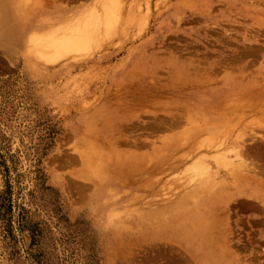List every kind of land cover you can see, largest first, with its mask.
<instances>
[{"label": "rangeland", "instance_id": "374dc122", "mask_svg": "<svg viewBox=\"0 0 264 264\" xmlns=\"http://www.w3.org/2000/svg\"><path fill=\"white\" fill-rule=\"evenodd\" d=\"M4 1L0 39L13 9L30 25L0 46V264H264L261 185L216 206L215 258L180 248L165 209L204 155L228 150L212 166L232 184L229 151L264 148V0Z\"/></svg>", "mask_w": 264, "mask_h": 264}, {"label": "bare ground", "instance_id": "6f19581e", "mask_svg": "<svg viewBox=\"0 0 264 264\" xmlns=\"http://www.w3.org/2000/svg\"><path fill=\"white\" fill-rule=\"evenodd\" d=\"M0 1H1V3L6 2L4 0H0ZM35 2H36V0H35ZM13 11H14V9L12 11H10L8 17L5 20L6 22L4 25L6 26V23H8V26L4 27V31L2 32V37H1L2 39H0V46L2 48H4L6 53L10 52V48L5 45V42H7V41L12 42L14 40V37H13L14 35H18L20 33H22V34L25 33V31H26L25 29H27L30 25L29 21L16 20L15 19L16 15L18 16V18H19V16L22 17V15L19 13L20 11H17L16 14H14ZM118 18H119V15H117L116 17H112V14H110L109 18H107V20H105V21L103 20L102 23H105V25L107 26V28H109V30L111 32H116L119 30V25H120ZM100 20H102V19H100ZM86 25L87 24L84 23L80 26L81 28L79 30L81 31L80 32L81 36L88 33V31H87L88 28ZM68 28H70V27H67L66 29H68ZM72 28H75V26L74 27L72 26ZM92 28H95V26H93ZM62 30H64V29H62ZM77 30L78 29L76 28L75 31H77ZM75 31H73V32H75ZM8 36L12 37V38H9ZM29 38L30 39L28 42L32 46H34V45H42V46L51 45L52 47H56L58 44L57 41L47 43L45 39H41V37L37 36V34H35V35L31 34V37H29ZM64 43H63V45H64ZM72 43L74 44L75 42H72ZM70 49H72V47ZM173 84H174V82L172 81V85ZM177 84L175 85V88H176V86H178V88H181ZM183 87H184V85H183ZM254 102H255V100H254ZM244 148L237 149L236 147H234L232 149V151H229V152L230 153L233 152L234 155L239 159V164H238L239 166L236 167V168H238V171L239 170H241V172L248 171V172H253V174L252 175L251 174H246V175L244 174L243 175V173L241 174V172H239V174H235L234 171H232L233 172L231 175L233 178L232 184L235 187V189H233V190L229 189L228 188L229 185H232V184L227 183V180L225 178H222L219 175V173H218L219 168H213V166H212V163H213L212 161H215L216 165H219L217 163H221V164L223 163L224 165H228L230 167V165H232L233 162L229 163L228 162L229 160H227V158H226L228 150L225 153H220V154L217 153L218 156L214 157L213 160L207 159L206 155H204V157L200 158V160H196L192 164L193 167L195 166L194 168H197V169H195V171L199 170L198 171L199 173L196 172V174H200L198 177L200 180L199 179L198 180L200 182H202V186L199 188L190 187V185L192 186L193 181H195L194 177L197 178V176H198V175L197 176L194 175V177H193L194 179L191 180L192 184H190L189 183L190 181H189L188 182L189 186L185 185L187 187H184L185 190L183 191V194H180V196L181 195L182 196L179 197L176 201H173L172 204H170L169 206H167L165 208V209L173 211L174 213H179L181 210H183L182 214L185 217L184 219H185L186 223L181 225V227L179 229L175 228L174 229L175 231L173 230V232H172V233H174V232L175 233L172 235H173V239L181 245L180 248L184 247L185 249L189 250L190 253H192L191 256L193 257V259L205 258L206 256L215 258L217 256L216 253H221V255L222 254L225 255V254H227L226 252L229 251L230 245L227 243V241H229V238H228V240H226V243L224 241V234L227 233L226 229H227V226L229 225L228 224L229 222L228 223L226 222L227 219L225 220L224 216H221L218 219V216L220 214H223V213L225 214L226 211H224V209L222 208L223 210L221 209L222 211L220 212V210L215 209L216 206L218 204H223V203L227 204V203H229L230 199L237 198L238 196H242V195L249 196V194L246 193V191H247L246 187H248V185L251 184L252 182L256 183L259 186L261 185V187L264 188V162H261L260 160H258V158L261 157L260 159H262V157H264V148L258 147L256 150L253 151L254 154L251 153V150H249L247 148L244 149ZM246 155H249L250 158L251 157L252 158L250 159V158L246 157ZM108 163H109V161L107 159H106V161L102 160V162L99 163V167L101 168V172H105L106 169H109ZM118 167H119V164H118V166H116V168H118ZM127 167H128V165H127ZM132 167H134V166L132 165ZM124 168L127 169L126 166L123 167V169ZM192 168L189 167V169H188L189 173L191 172ZM118 171H122V168H120ZM195 171L192 170V173ZM114 172L115 171H113V173ZM111 173H112V169H111ZM115 174L117 175L119 173H115ZM115 174H113V176ZM122 174H125V172L121 173V175ZM257 174H259L261 176H258ZM119 177L120 176L116 177L113 180L118 181L122 184V181H121L122 178H119ZM258 177H260V178L262 177V178L260 179ZM110 178H112V176ZM188 180H190V178ZM196 183H198V182H196ZM261 187H260V189H261ZM225 192H226V194H225ZM250 195H253L254 197H256L257 200L264 203V192H262L260 195H257V193H255V194L252 193ZM228 198H230V199H228ZM162 209H164V208H162ZM176 229L179 230L180 232L177 233ZM163 233H164V231H163ZM185 249H184V251H185ZM185 252H188V251H185ZM189 255L190 254H188V256Z\"/></svg>", "mask_w": 264, "mask_h": 264}]
</instances>
